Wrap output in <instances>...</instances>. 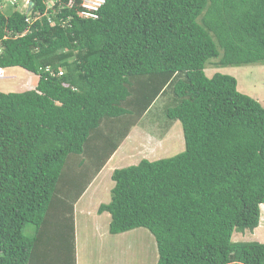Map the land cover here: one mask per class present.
<instances>
[{"label": "trees", "instance_id": "1", "mask_svg": "<svg viewBox=\"0 0 264 264\" xmlns=\"http://www.w3.org/2000/svg\"><path fill=\"white\" fill-rule=\"evenodd\" d=\"M28 1L0 8V67L37 77L0 91V264H77V201L164 93L183 151L113 170L97 212L113 234L147 228L156 264H264V242L232 239L260 222L264 106L205 73L264 64V0H104L95 19Z\"/></svg>", "mask_w": 264, "mask_h": 264}, {"label": "rangeland", "instance_id": "2", "mask_svg": "<svg viewBox=\"0 0 264 264\" xmlns=\"http://www.w3.org/2000/svg\"><path fill=\"white\" fill-rule=\"evenodd\" d=\"M28 0H0L5 14L13 10H26ZM51 5V2L49 3ZM210 61V62H209ZM205 73L215 72L234 76L239 91L257 99L264 106V64L241 66H216L209 60ZM0 78V91H22L34 86L36 75L14 66L4 69ZM169 93L159 95L148 110L130 129L114 157L92 181L75 208L77 264H156L157 246L153 235L145 227H136L121 233L109 232L110 215L98 213L101 203L110 201L113 186L111 173L117 168L134 165L139 160H157L173 156L184 149V139L179 120H169L164 111L169 102ZM31 234L30 224L23 229ZM233 240L264 242V205H260V222L253 231H235Z\"/></svg>", "mask_w": 264, "mask_h": 264}, {"label": "built area", "instance_id": "3", "mask_svg": "<svg viewBox=\"0 0 264 264\" xmlns=\"http://www.w3.org/2000/svg\"><path fill=\"white\" fill-rule=\"evenodd\" d=\"M52 3V0L49 3ZM104 0H83L81 10L78 12L84 18L95 19L98 17V11L103 5ZM45 70H50L49 66H45ZM5 71L0 67V78H3Z\"/></svg>", "mask_w": 264, "mask_h": 264}, {"label": "crops", "instance_id": "4", "mask_svg": "<svg viewBox=\"0 0 264 264\" xmlns=\"http://www.w3.org/2000/svg\"><path fill=\"white\" fill-rule=\"evenodd\" d=\"M134 126H135V125H134ZM134 126H133V127H134ZM133 127H132V128H133ZM132 128H131V129H132ZM129 132H130V131H129ZM128 136H129V133H128V135L126 136V138H127ZM126 138H125V139H126ZM119 147H120V145H119ZM119 147H118V148H119ZM118 148H117V149H118ZM116 152H117V150L111 155V157L108 159L107 162H109V161L114 157V155L116 154ZM105 165H106V164H105ZM103 168H104V167H103ZM101 170H102V169H101ZM101 170H100V171H101ZM99 173H100V172H99ZM99 173H98V174H99ZM98 174H97V175H98ZM97 175H96V176H97ZM96 176H95V177H96ZM95 177H94V179H95ZM94 179H93V180H94ZM91 183H92V182H91ZM91 183H90V184H91ZM89 186H90V185H89ZM89 186H88V187H89ZM88 187H87V189H88ZM87 189H86V190H87ZM86 190H85V191H86ZM83 194H84V193H83ZM81 197H82V196H81ZM81 197H80V198H81ZM80 198H79V199H80ZM78 201H79V200H78Z\"/></svg>", "mask_w": 264, "mask_h": 264}, {"label": "water", "instance_id": "5", "mask_svg": "<svg viewBox=\"0 0 264 264\" xmlns=\"http://www.w3.org/2000/svg\"><path fill=\"white\" fill-rule=\"evenodd\" d=\"M32 7H33V4L31 2H28L26 12H29Z\"/></svg>", "mask_w": 264, "mask_h": 264}]
</instances>
